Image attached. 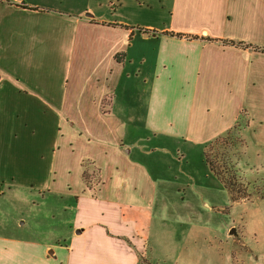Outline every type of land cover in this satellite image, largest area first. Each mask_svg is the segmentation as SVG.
Wrapping results in <instances>:
<instances>
[{
	"label": "crops",
	"instance_id": "crops-1",
	"mask_svg": "<svg viewBox=\"0 0 264 264\" xmlns=\"http://www.w3.org/2000/svg\"><path fill=\"white\" fill-rule=\"evenodd\" d=\"M103 3L0 0V183L46 147L85 209L60 246L0 232V264H143L146 178L171 176L184 147L236 125L235 101L264 95V0H170L160 30L115 22Z\"/></svg>",
	"mask_w": 264,
	"mask_h": 264
},
{
	"label": "rangeland",
	"instance_id": "rangeland-1",
	"mask_svg": "<svg viewBox=\"0 0 264 264\" xmlns=\"http://www.w3.org/2000/svg\"><path fill=\"white\" fill-rule=\"evenodd\" d=\"M100 2L107 18L132 28L151 25L160 30L170 23V0ZM262 72L261 68L256 75L260 78L256 88ZM258 94L262 98L244 94L235 101L242 110L230 130L203 148L184 147L185 161L178 160L177 167L171 163L165 173L171 176L159 173L153 181L146 178L152 217L147 220L143 264H264V95ZM28 151L29 169L0 183L5 193L0 199V232L52 246L67 244L76 213L85 209H77L74 190L64 188L63 176H54L48 149L30 145ZM204 153L226 181L234 179L233 194L240 198L234 200L224 189L205 164ZM88 168L92 171L91 165ZM92 181L94 186L99 183Z\"/></svg>",
	"mask_w": 264,
	"mask_h": 264
},
{
	"label": "trees",
	"instance_id": "trees-1",
	"mask_svg": "<svg viewBox=\"0 0 264 264\" xmlns=\"http://www.w3.org/2000/svg\"><path fill=\"white\" fill-rule=\"evenodd\" d=\"M168 34L169 36H176V37H181L182 35L181 34H176V33H166ZM191 37V36H189ZM194 38V37H192ZM220 41V40H219ZM225 43V41H224ZM229 43H232V42H229ZM234 44V43H232ZM238 46H242V47H250V48H253L255 50H259V51H263L262 49H260L259 47L257 46H252V45H244V44H241V43H237ZM116 59H118V56H116ZM204 162L205 164L209 167L210 171L213 172V174L215 175V177H217L218 179H220V182L224 185V189L226 191H228L231 195H232V198L234 200L240 198V196H235L233 194V187L236 186V182L234 181V179L232 178L230 181H226V179L224 178V176L221 174V172L219 171L218 168H216L208 159V156L206 155V153H204ZM91 165L88 161H85L83 163V167H84V175H83V179H84V182L86 184H88L90 186V188H94V185L95 183L92 181V180H96V175L94 174L93 170L92 171H89V168L88 166ZM91 182H88L90 181Z\"/></svg>",
	"mask_w": 264,
	"mask_h": 264
},
{
	"label": "water",
	"instance_id": "water-1",
	"mask_svg": "<svg viewBox=\"0 0 264 264\" xmlns=\"http://www.w3.org/2000/svg\"><path fill=\"white\" fill-rule=\"evenodd\" d=\"M233 233H234V230H233Z\"/></svg>",
	"mask_w": 264,
	"mask_h": 264
}]
</instances>
